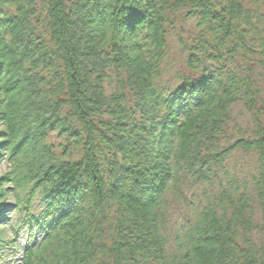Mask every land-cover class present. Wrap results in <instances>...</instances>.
Listing matches in <instances>:
<instances>
[{
	"label": "trees",
	"instance_id": "16d2710c",
	"mask_svg": "<svg viewBox=\"0 0 264 264\" xmlns=\"http://www.w3.org/2000/svg\"><path fill=\"white\" fill-rule=\"evenodd\" d=\"M179 11L199 33L190 75L167 91ZM256 70L264 0H0V264L18 254L15 211L40 234L16 264H264ZM236 105L251 128L228 136ZM235 153L254 157L253 173L230 167ZM178 206L188 212L173 220Z\"/></svg>",
	"mask_w": 264,
	"mask_h": 264
},
{
	"label": "rangeland",
	"instance_id": "374dc122",
	"mask_svg": "<svg viewBox=\"0 0 264 264\" xmlns=\"http://www.w3.org/2000/svg\"><path fill=\"white\" fill-rule=\"evenodd\" d=\"M198 33L199 30L196 28L195 20L187 19L183 11H179L174 14L173 17H170L166 28L167 48L162 65L163 73L159 79L161 88L163 87L167 91H172L179 86L180 76L190 75L186 68L188 50L190 44H193ZM236 63L244 66L245 63H249V61H236L232 66H235ZM253 64V66H255V61ZM255 73V79H258V75L264 77V73H260L258 70H256ZM231 111V121L228 124L227 129L228 136H235L239 134V130L247 131L251 128V116L241 105L234 106ZM48 143L53 145L59 158L63 156L64 153L61 152L65 144L63 139L58 138L55 134H51L48 137ZM69 152H73L74 155L76 154L72 146L69 148ZM229 165L234 168L236 172H241L243 175H249L254 172V157L235 153L229 162ZM4 169L5 167L3 166L1 170ZM201 190L202 188L197 191L196 195H199ZM41 209L40 202L36 198V201L31 204L30 213L36 215ZM173 212V220H177L179 217H182L183 214H186L188 210L182 206H178L174 207ZM23 213L24 212L22 211H15L9 216L10 218L6 229L8 233H12L13 230L17 231L16 243L18 254L14 258H9L6 254V258L2 260V264H16L17 259L20 257L21 247L28 242H33L40 238V234L37 230L32 229L31 232L29 231V228H27V222L24 223V220H29V217L25 216ZM8 236H10V234H8ZM7 253L9 252L7 251Z\"/></svg>",
	"mask_w": 264,
	"mask_h": 264
}]
</instances>
